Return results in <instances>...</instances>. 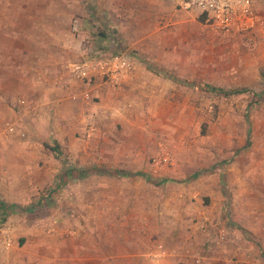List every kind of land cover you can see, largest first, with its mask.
Returning a JSON list of instances; mask_svg holds the SVG:
<instances>
[{"label":"rangeland","instance_id":"rangeland-1","mask_svg":"<svg viewBox=\"0 0 264 264\" xmlns=\"http://www.w3.org/2000/svg\"><path fill=\"white\" fill-rule=\"evenodd\" d=\"M252 2L253 21L241 32L215 30L171 0H132L109 19L107 43L104 28L87 20L92 31L83 57L118 48L134 68L119 84L108 83L107 97L88 101L94 111L84 120L34 124L22 104L0 100V133L7 120L26 133L0 145V202L7 210L0 229L10 225L13 245L35 255L74 243L82 253L94 241L138 242L147 246V264L153 246L158 258L185 264L177 258L180 245L197 244L198 255L219 241L198 236L204 233L200 224L206 232L210 224L200 213L216 200L222 216L213 222L216 235L224 228L227 233L221 245L236 244L247 254L249 243H259L264 0ZM197 84L244 92L224 96ZM222 257L236 258L228 251Z\"/></svg>","mask_w":264,"mask_h":264},{"label":"crops","instance_id":"crops-1","mask_svg":"<svg viewBox=\"0 0 264 264\" xmlns=\"http://www.w3.org/2000/svg\"><path fill=\"white\" fill-rule=\"evenodd\" d=\"M131 1L85 0L83 4L81 0H0V100L9 101L8 98L12 97V101L16 102L22 99L23 114L34 124L41 120L71 123L78 117L83 120L91 117L94 108L87 104L88 101L92 97H107L110 91L109 84L97 78L91 82L73 79L70 77L69 69L78 64L77 62L85 54L84 46L89 39V31H92V28L87 27V20L91 27L93 22L104 28L102 35H106V39L102 40L107 43L110 39V36H107L109 19L112 20L113 14L124 9ZM137 1L142 3L143 0ZM150 2L152 3V0ZM73 17L80 19L79 30L76 33L70 29ZM114 49H104V51L125 55L123 51H117L118 48ZM101 50H93L91 55L83 57L85 58L83 61L94 57ZM127 57L131 58L129 55ZM84 92L89 93L88 98L84 97ZM20 93H23L21 98H14ZM85 109H87L86 114L83 112ZM15 112L11 110V114L15 115ZM16 125L18 130L25 132L18 124ZM6 192L8 195L6 200H12L10 197L13 195ZM220 205L218 200L211 201L209 207L201 211L202 217L207 216L203 220H210V224L208 232L205 229L204 233L198 235L200 242L201 239L214 242L218 239L217 227L214 228L213 222L221 216ZM75 245L76 243L63 248L58 246V250L53 253L45 252L47 249L44 250L45 253H40L38 249L37 254L30 255L28 246L12 243L9 249L0 248V264L148 263L146 256L148 252H144L147 246L141 247L138 242L127 244L122 241L110 244L108 239L101 243L94 241L85 244L82 253L78 252ZM235 245L229 243L224 247L218 241L216 245L199 249L200 254L197 255L194 254L197 244L183 243L180 245L177 258L183 260L185 264H200L201 261L203 264H227L222 252L228 251L243 264H264V237L258 244L249 243L247 254ZM149 250L153 251L149 256L152 260L150 264H173L168 258H158L156 246Z\"/></svg>","mask_w":264,"mask_h":264},{"label":"built area","instance_id":"built-area-1","mask_svg":"<svg viewBox=\"0 0 264 264\" xmlns=\"http://www.w3.org/2000/svg\"><path fill=\"white\" fill-rule=\"evenodd\" d=\"M176 9L183 11H194L202 17L205 22L215 30L241 32L249 28V23L254 18L252 0H171ZM80 19L73 17L70 29L73 33L79 30ZM134 68V61L127 55L108 53L104 50L98 51L92 58L86 59L70 69L71 76L80 81L91 82L93 79H101L112 85L119 84ZM88 98L89 93L84 92ZM19 104L23 103L18 99ZM10 136L25 137L26 133L18 130L15 122L5 121L4 130L0 133L1 142ZM200 228L207 229L205 222ZM12 228L10 225L0 229V248L9 249L12 245ZM217 238L220 242L225 238V230L218 231ZM227 264H242L238 258L227 260Z\"/></svg>","mask_w":264,"mask_h":264},{"label":"trees","instance_id":"trees-1","mask_svg":"<svg viewBox=\"0 0 264 264\" xmlns=\"http://www.w3.org/2000/svg\"><path fill=\"white\" fill-rule=\"evenodd\" d=\"M196 87H201V88H203L204 90H206L208 92H212V93H216V94H221V95H224V96L244 92V90H241V89H229V90H227V89H224V88H221V87L213 86L211 84H197ZM115 171H116V173L118 175H123L124 176V175L127 174V172H124L123 170H115ZM68 173H70L69 170L67 171V174ZM168 181L169 180L165 178V179H162V180L153 181V183H155V184H162V183H165V182H168ZM6 213H7L6 207L2 203H0V215L5 216Z\"/></svg>","mask_w":264,"mask_h":264}]
</instances>
